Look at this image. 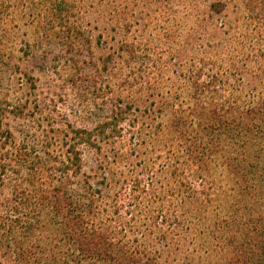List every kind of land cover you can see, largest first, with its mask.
<instances>
[{"label":"trees","instance_id":"obj_1","mask_svg":"<svg viewBox=\"0 0 264 264\" xmlns=\"http://www.w3.org/2000/svg\"><path fill=\"white\" fill-rule=\"evenodd\" d=\"M102 32L0 0V264H264V93Z\"/></svg>","mask_w":264,"mask_h":264},{"label":"rangeland","instance_id":"obj_2","mask_svg":"<svg viewBox=\"0 0 264 264\" xmlns=\"http://www.w3.org/2000/svg\"><path fill=\"white\" fill-rule=\"evenodd\" d=\"M76 1L84 26L95 38L104 33L98 54L115 56L121 44L138 45L163 57L165 76L206 62L205 72L218 73L226 96L264 93V0H222L218 13L210 9L215 0ZM113 8L124 27L111 20Z\"/></svg>","mask_w":264,"mask_h":264}]
</instances>
